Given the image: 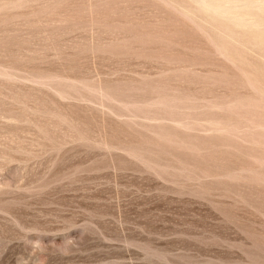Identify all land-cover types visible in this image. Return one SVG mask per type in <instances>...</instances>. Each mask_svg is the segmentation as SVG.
<instances>
[{
  "label": "rangeland",
  "instance_id": "obj_1",
  "mask_svg": "<svg viewBox=\"0 0 264 264\" xmlns=\"http://www.w3.org/2000/svg\"><path fill=\"white\" fill-rule=\"evenodd\" d=\"M196 1L0 0V264H264L263 52L214 33L264 2Z\"/></svg>",
  "mask_w": 264,
  "mask_h": 264
},
{
  "label": "bare ground",
  "instance_id": "obj_2",
  "mask_svg": "<svg viewBox=\"0 0 264 264\" xmlns=\"http://www.w3.org/2000/svg\"><path fill=\"white\" fill-rule=\"evenodd\" d=\"M187 2H188V0H186ZM200 1V0H199ZM205 1H207V0H205ZM205 1H203V2H205ZM211 1V0H210ZM209 1V2H210ZM218 1V0H217ZM253 1V0H252ZM189 2H192L193 3V5L194 6H192V7H194L193 8V11H198V12H201V13H204L205 14V11H204V9L202 8V7H200V4L196 1V0H189ZM237 2H239V1H237ZM262 2H264V0H262ZM213 3H214V0H213ZM216 3V2H215ZM188 5H189V3H187ZM264 4V3H263ZM203 6V5H202ZM217 6V5H216ZM191 7V8H192ZM206 7V6H205ZM208 8V7H207ZM207 8H206V11H207ZM221 7H218L217 9H220ZM192 10V9H191ZM211 10V9H210ZM209 10V11H210ZM221 10V9H220ZM220 12V11H219ZM194 13H196V12H194ZM208 14H210L209 12H207ZM213 13V12H212ZM199 15V14H198ZM201 15V14H200ZM207 15V14H206ZM204 17H205V15H203ZM257 17H256V19L260 22H263V27H264V15H260V13H259V16L258 15H256ZM215 17H216V15L214 16V19H215ZM207 18V17H206ZM217 18V17H216ZM255 18V17H254ZM253 18V19H254ZM218 19V18H217ZM206 22H207V20H205ZM211 21V20H210ZM213 21V20H212ZM256 21V20H255ZM213 22H215V21H213ZM254 24L256 23V22H253ZM211 24H213V23H211ZM226 24V23H225ZM224 24V26H222V25H220V24H216V25H218V27L221 29L222 28V30H220L219 29V31L218 30H216V28H214L215 30H214V33L216 34V36H218V39H219V41H218V39H217V41L219 42V43H221L223 46H228L230 49H232L231 51L233 52H235V53H241V54H243V56H241V57H245L246 55V53L248 52V50H252V51H254V50H256L257 49V51H259L260 53L261 52H263L264 53V28L262 27V29L261 30H257V31H255V29H254V31H253V29L251 30V29H249V30H251L252 32H251V34H248V32H244V31H239L238 29H235V30H237L238 32V34H240L239 36V38L240 39H237V40H234V38L236 37H229L228 35H227V32L229 33H236V31L234 32V30H233V25L231 26L230 24H227V25H225ZM253 24V25H254ZM259 24V23H258ZM215 25V26H216ZM213 26H214V24H213ZM212 26V27H213ZM214 26V27H215ZM257 27H261L260 25L258 26V25H256ZM208 27V26H207ZM217 27V26H216ZM258 28V29H259ZM213 29V28H212ZM212 29H210V31L212 30ZM218 29V28H217ZM248 29V28H247ZM246 29V30H247ZM213 33V34H214ZM250 33V32H249ZM230 35V34H229ZM251 35V36H250ZM215 36V38H217ZM231 36V35H230ZM237 42V43H236ZM228 48H226V50H227ZM225 50V49H224ZM230 51V50H229ZM237 51V52H236ZM263 53H261V55H262V57L264 58V54ZM234 54V53H233ZM237 56V55H236ZM238 56H240V55H238ZM261 57V56H260ZM263 58H260V59H263ZM246 59V58H245ZM258 60V59H257ZM259 61H261V60H259ZM254 63V62H253ZM259 63V62H258ZM263 63H264V60H263ZM261 64V63H260ZM262 66H264V64L262 65Z\"/></svg>",
  "mask_w": 264,
  "mask_h": 264
}]
</instances>
